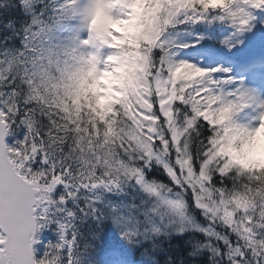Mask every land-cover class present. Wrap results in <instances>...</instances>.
<instances>
[{"label":"snow or ice","instance_id":"1","mask_svg":"<svg viewBox=\"0 0 264 264\" xmlns=\"http://www.w3.org/2000/svg\"><path fill=\"white\" fill-rule=\"evenodd\" d=\"M21 2L26 5L29 0ZM149 2L157 11L141 37L143 91L130 105L116 106L106 116L87 104L72 103L66 82L89 58L95 65L108 66L116 55L112 42L129 28L134 0H60L51 23L33 17L20 48L0 49V264H58L57 252L51 249L66 244L70 253L75 240V234L65 238L68 224L58 222L61 243L49 246L40 258L32 247L39 221L46 220L48 205L56 202L49 195L54 187L118 188L121 177L134 180L156 198L148 211L161 221L167 218L163 228L178 222L176 233L186 227L204 233L213 239L199 247L230 264H264V92L220 63L201 67L174 59L176 48L189 45L162 39L177 24L219 22L231 29L219 44L241 49L240 57L232 59L252 61L257 48L264 51V0ZM99 4L108 5L103 35L92 26ZM67 20H78L87 35L81 38L74 32L54 40V30ZM155 49L160 50L158 56ZM217 54L212 47L204 52L206 58ZM107 74L101 71L100 78ZM17 120L26 133L10 146L5 136ZM199 123L209 131L194 159L189 137ZM170 151L175 153V168L165 159ZM153 159L177 186L174 197L168 185L145 178L142 166ZM185 192L206 218L203 226L189 216ZM57 199L63 203L66 196ZM149 228L162 231L151 222ZM137 235L135 227L121 232L129 242Z\"/></svg>","mask_w":264,"mask_h":264},{"label":"clouds","instance_id":"2","mask_svg":"<svg viewBox=\"0 0 264 264\" xmlns=\"http://www.w3.org/2000/svg\"><path fill=\"white\" fill-rule=\"evenodd\" d=\"M106 7L108 5L99 4L92 17L93 29L101 35L106 32L108 25ZM132 7L128 30L111 44V50L116 55L108 62V66L95 65L89 58L82 62L84 69L74 72L66 82L71 89L72 103L79 105L83 99L100 116L109 115L112 108L121 104L130 105L132 99L139 96L144 88L142 44L145 41L141 37L148 30L157 6L149 0H134ZM105 50L106 53L109 51L107 47ZM101 71L108 73L103 79L100 78ZM105 80L108 83L105 92L101 94L99 87Z\"/></svg>","mask_w":264,"mask_h":264},{"label":"trees","instance_id":"3","mask_svg":"<svg viewBox=\"0 0 264 264\" xmlns=\"http://www.w3.org/2000/svg\"><path fill=\"white\" fill-rule=\"evenodd\" d=\"M42 21L50 23L53 15L47 14L42 17ZM29 23V19L25 16L24 9L18 8L17 0H0V43L3 46L7 45V42L18 43L22 40L23 28ZM59 26L54 30L57 31ZM154 55L156 56V51L154 50ZM7 94V87L4 89ZM100 91V90H99ZM7 95H5V99ZM22 103V101H20ZM85 102L83 99L81 100V105H84ZM181 108V113L184 111V107ZM41 126L46 127L47 121L44 118H40ZM208 133V129L203 123H199L197 129L192 131L190 134V143L189 150L193 155V158L196 159L200 152L199 142L203 137H205ZM67 144L64 145V151H67ZM174 151H170V154L165 159L170 164V166L175 167L174 163ZM74 167L78 166L75 159L73 160ZM152 178L151 175H148L149 181H155L159 183H163L168 185L171 188V193L173 197L176 194L177 186L171 181V178L164 171V168L160 164H154L152 170ZM184 199L188 201L187 211L189 216L191 217L194 223H199L201 226L206 224V218L201 214V210L196 208L188 195V193H184ZM229 239L233 238V234L227 233ZM196 230L189 228L185 232L182 237H179L180 240H175L174 242L162 246L161 251L164 254L162 264H216L219 261V264H230L229 261L224 260L220 257L214 256L207 247L200 248L199 245L204 243L206 240H212L211 237H206L205 234H201L196 239ZM97 238V234L92 230H89L87 235V240L83 243V246L86 248L87 246H91L92 250L85 253L84 260H87L95 251L94 243ZM213 243L223 248L224 246L220 244L219 241L213 240ZM195 252V255H189V253ZM169 256L172 257L169 260ZM209 257H212L209 259Z\"/></svg>","mask_w":264,"mask_h":264},{"label":"rangeland","instance_id":"4","mask_svg":"<svg viewBox=\"0 0 264 264\" xmlns=\"http://www.w3.org/2000/svg\"><path fill=\"white\" fill-rule=\"evenodd\" d=\"M83 37H85V36H83Z\"/></svg>","mask_w":264,"mask_h":264}]
</instances>
